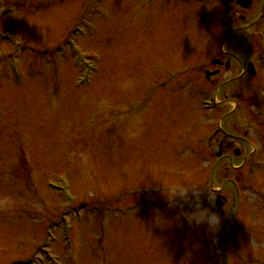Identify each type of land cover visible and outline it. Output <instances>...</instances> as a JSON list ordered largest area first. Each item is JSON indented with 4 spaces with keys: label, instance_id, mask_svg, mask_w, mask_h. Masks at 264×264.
Returning <instances> with one entry per match:
<instances>
[{
    "label": "rangeland",
    "instance_id": "1",
    "mask_svg": "<svg viewBox=\"0 0 264 264\" xmlns=\"http://www.w3.org/2000/svg\"><path fill=\"white\" fill-rule=\"evenodd\" d=\"M240 7L0 0V264H264L248 248L264 241V0ZM238 28L231 37L256 62L259 82L243 88L238 110V92L224 82L221 108L209 111L211 57L197 56L219 52ZM68 39L97 68L90 84L77 86L82 67ZM222 127L243 138H224ZM176 182L202 184L217 213L221 196L225 226L190 225L164 194ZM62 214L71 222L64 238Z\"/></svg>",
    "mask_w": 264,
    "mask_h": 264
},
{
    "label": "flooded vegetation",
    "instance_id": "2",
    "mask_svg": "<svg viewBox=\"0 0 264 264\" xmlns=\"http://www.w3.org/2000/svg\"><path fill=\"white\" fill-rule=\"evenodd\" d=\"M232 6H236V8L238 10H244L242 9L237 3H234ZM252 6V5H251ZM264 12V8L263 10L260 12L259 16H258V21H261V15ZM245 19L242 18L241 19V23L245 24ZM222 28L223 29H227L228 24L223 22L221 23ZM251 27V25L249 24V28ZM251 30V29H250ZM243 33L248 31V27L244 26L242 29ZM240 32V28H238V30H234V32L229 31V33H225L226 36L223 37L222 42H221V46L219 49V52H216L215 48H213V51L210 52L208 51L207 53H204L202 55L197 56L198 59L201 58V60L203 59L204 61H208L206 58L207 57H211L210 58V63L212 64L211 69H209L208 64L206 65L207 69L204 70V74L203 76L205 79V82H209L211 83L210 86H215L216 88H214L215 90L219 92H221V90L219 88L223 87L222 84L225 82V85H229L231 83L232 86L235 88V92L236 93V97H235V103L237 105L236 109H239V103L242 101V93H243V88H246L248 85L249 86H253L255 87V85L259 82L256 81V78L258 77V71L259 68H257L256 62L252 61V59L249 60V56L246 53H243L242 50L243 47L241 46L242 43H239L238 40H235L236 37L232 38L231 36L234 33H238ZM224 34V33H223ZM222 38V37H221ZM261 38V37H260ZM218 39V37H217ZM210 52V53H209ZM245 58H247V60H245ZM249 65H251L254 68V75H249L247 72V69L249 67ZM240 68V73L237 76H233L228 78V76L225 79L226 73L229 74H234V70H237ZM199 76V78H198ZM197 76V86H201L203 85V87L206 85L205 83L201 82V75L198 74ZM245 79V80H244ZM219 80V82H218ZM244 80V81H243ZM251 81L249 84L248 82ZM245 82V84H244ZM243 86V87H242ZM204 89H206V87H204ZM221 108V106H220ZM236 111V110H235ZM227 122V120H225ZM224 121V122H225ZM239 124V123H238ZM237 129V128H236ZM222 132H220V134L226 138V139H236L241 141V136H239L237 134V136H230L224 129L223 127L221 128ZM243 135H245V137H247L248 135H246V132L243 133ZM251 147L253 149L252 151V155L254 156V154H256V152L258 151L256 148H253V146H248ZM220 150H228V146H226L224 148V143L223 140L221 141L220 145H219ZM234 156L235 158H241L242 154L240 151H235L234 152ZM243 158V157H242ZM248 163V159L247 158H243L241 167H245ZM224 245V243H223Z\"/></svg>",
    "mask_w": 264,
    "mask_h": 264
},
{
    "label": "clouds",
    "instance_id": "3",
    "mask_svg": "<svg viewBox=\"0 0 264 264\" xmlns=\"http://www.w3.org/2000/svg\"><path fill=\"white\" fill-rule=\"evenodd\" d=\"M128 85H125L127 87ZM209 193V205L205 207L201 202V195L203 192ZM164 194L171 206H180V215L183 216L190 225H206L210 233H215L219 230L221 225V217L214 208V195L212 192L205 189L202 184L196 182H176L169 184L164 188ZM187 204L185 209L183 205ZM157 225L163 227L168 223L159 214L154 221ZM249 250L253 254H264V241H255L251 239L248 245Z\"/></svg>",
    "mask_w": 264,
    "mask_h": 264
},
{
    "label": "water",
    "instance_id": "4",
    "mask_svg": "<svg viewBox=\"0 0 264 264\" xmlns=\"http://www.w3.org/2000/svg\"><path fill=\"white\" fill-rule=\"evenodd\" d=\"M220 1H222L225 5H227V4L231 3L232 0H220ZM238 2L244 8H248L251 4V0H238ZM249 73L252 75L254 74V69L251 66L249 67Z\"/></svg>",
    "mask_w": 264,
    "mask_h": 264
},
{
    "label": "bare ground",
    "instance_id": "5",
    "mask_svg": "<svg viewBox=\"0 0 264 264\" xmlns=\"http://www.w3.org/2000/svg\"><path fill=\"white\" fill-rule=\"evenodd\" d=\"M237 0H232L231 1V4L229 5V4H227V5H229V6H224V8H228V7H230L232 4H234L233 2H236ZM251 4H252V0H251ZM250 4V5H251ZM76 47V46H75ZM78 50V49H77ZM82 57H83V55H82ZM87 61V60H86ZM91 80H92V78H91ZM92 86V84L90 85V87ZM216 98H217V95H216ZM217 100V99H216ZM224 122V120L221 122V123H223ZM258 156H259V152H258ZM224 210H225V212H226V206H224ZM226 222H227V220L226 221H224V223H223V225L221 226V229L225 226V224H226Z\"/></svg>",
    "mask_w": 264,
    "mask_h": 264
}]
</instances>
